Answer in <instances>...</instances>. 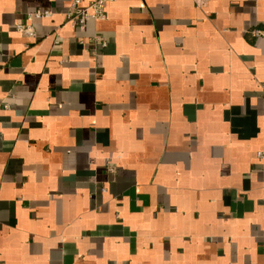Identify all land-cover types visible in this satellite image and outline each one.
Listing matches in <instances>:
<instances>
[{"label": "crops", "instance_id": "obj_1", "mask_svg": "<svg viewBox=\"0 0 264 264\" xmlns=\"http://www.w3.org/2000/svg\"><path fill=\"white\" fill-rule=\"evenodd\" d=\"M70 1L0 0V264H264V0Z\"/></svg>", "mask_w": 264, "mask_h": 264}, {"label": "built area", "instance_id": "obj_2", "mask_svg": "<svg viewBox=\"0 0 264 264\" xmlns=\"http://www.w3.org/2000/svg\"><path fill=\"white\" fill-rule=\"evenodd\" d=\"M106 0H87L84 4V0H71L66 11L65 19L66 23L74 26L80 30H84L86 23L90 20L99 21L106 18L104 3ZM52 15V11L49 9L35 10L28 14V19L33 18H48ZM16 30L24 32L28 36H34L35 31L32 25L18 24ZM261 30H255L256 36L262 35ZM95 42L97 44L105 45L106 42L103 37L97 36ZM257 155L262 157V153L258 152ZM104 190V189H103Z\"/></svg>", "mask_w": 264, "mask_h": 264}]
</instances>
